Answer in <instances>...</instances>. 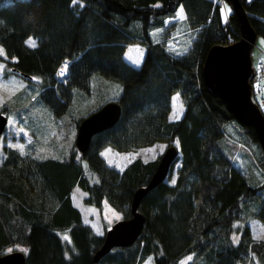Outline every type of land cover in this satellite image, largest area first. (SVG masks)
Masks as SVG:
<instances>
[{
  "label": "trees",
  "instance_id": "1",
  "mask_svg": "<svg viewBox=\"0 0 264 264\" xmlns=\"http://www.w3.org/2000/svg\"><path fill=\"white\" fill-rule=\"evenodd\" d=\"M239 1L264 39V0ZM178 3L192 36L184 51L172 53L149 29L162 25ZM224 5L218 0H0V57L10 71L38 78L33 96L27 104L13 103L14 111L42 103L59 114L73 88L89 95L93 74L119 82L116 96L109 98L119 104L115 121L94 131L77 155L74 133L60 157L41 154L26 142L30 150L2 145L0 253L18 246L24 264H138L147 254L152 264H177L183 257L180 264H239L245 257L264 264V238H253L245 221L253 217L264 224V152L253 128L238 122L202 79L208 46L239 35L236 17ZM128 43L142 46L136 63L124 56ZM131 51L129 58L139 53ZM61 60L67 68L63 82L55 73ZM3 108L9 111L8 104ZM226 121L239 127L237 141L224 133ZM173 139L177 154L165 176L138 201L144 216L139 233L93 261L105 227L96 231L83 219L71 189L79 187L88 204L99 208L104 200L127 216L132 190L146 181L163 149L152 158L140 152ZM241 144L254 155L245 164L236 149ZM237 152L240 162L233 158Z\"/></svg>",
  "mask_w": 264,
  "mask_h": 264
},
{
  "label": "rangeland",
  "instance_id": "2",
  "mask_svg": "<svg viewBox=\"0 0 264 264\" xmlns=\"http://www.w3.org/2000/svg\"><path fill=\"white\" fill-rule=\"evenodd\" d=\"M218 1L220 7L222 8V0ZM225 3L226 2L223 0V5ZM180 9H182V6L178 3L171 14L163 17L162 25L154 26L149 29L151 38L159 39L163 43L164 47L172 53H180L184 51L192 36V30L187 27L185 18L180 19L177 15ZM30 39L33 40L31 37H28L26 41L28 42ZM253 43L254 45L250 50V60L252 67L255 68V73L260 72V74L251 78V91L253 97L254 95L256 96L254 99L260 106V101L264 100V61H260L258 63L257 58L261 55L260 51H258L259 48H261L264 52V39L257 34L255 35ZM132 44L133 43L126 44L124 56L127 60L136 63L141 55L142 46L138 44L132 46ZM0 49H2L1 45ZM134 49L139 53L134 54L131 58H129V52ZM9 58L12 59L13 57ZM61 65L60 61L56 67L55 73L56 78L63 82L66 75L60 77L57 74ZM7 66L8 65L5 64L3 59L0 57V107H5V105L8 104L9 108L8 112L4 108V111L0 110L6 115L4 130L0 134V158L3 153L2 145L4 144L14 146L20 150L27 146V149L30 150V146L25 145L24 142L29 143L34 148H32L33 150L37 149L41 154L50 153L54 157H60V155L65 153L67 148L71 145V139L75 129L74 120L84 115L85 112L89 111L93 107L100 105L106 99L115 97L119 90V82L117 79L100 74H93L91 76V89L89 95L83 96L81 90L73 88L71 101L59 114L52 113L42 103L34 105L26 110L21 109V111L17 112L13 110V106H15L13 103L22 102L23 104H27L29 98H31L34 94L38 78L36 76H32L30 80H27L18 73L10 71ZM259 86L262 89L261 92L263 94L260 100L258 97ZM14 97L17 99H14ZM11 104L12 107H10ZM223 128L224 133L230 139L237 141L235 138L238 137V130L240 131V129L236 123L233 121H226ZM172 143L177 146L175 139L172 140ZM241 145L242 146H237L236 149H238L243 155L242 161L243 164H245L249 157L251 156L254 158V155L249 145ZM164 146L165 143L151 145L146 147L145 150L143 149V153L140 152V155L143 158H152L158 154ZM105 148L106 147L102 148L101 151L103 152ZM74 150L77 155L78 150L76 148H74ZM236 156H238V152L234 154L233 158L235 159ZM236 160L237 162H240L241 158L238 156L236 157ZM172 178L173 174L169 180H172ZM82 194V190L77 186H74L71 189V198L73 203L80 209L83 219L88 221L94 230L101 231L115 218L120 217L119 212L108 205L104 200L98 208L93 204L86 203L82 199ZM260 195L264 196V187L262 188ZM245 221L248 224L253 238H264V224L260 223L253 217H245ZM11 248L12 246H7L5 249L8 250ZM15 248H18V246H15ZM184 259L185 257L180 258L177 264L182 263ZM138 264H152L150 255H145ZM239 264L261 263L256 259L251 261L249 258L245 257V259L239 262Z\"/></svg>",
  "mask_w": 264,
  "mask_h": 264
},
{
  "label": "water",
  "instance_id": "3",
  "mask_svg": "<svg viewBox=\"0 0 264 264\" xmlns=\"http://www.w3.org/2000/svg\"><path fill=\"white\" fill-rule=\"evenodd\" d=\"M226 2L236 17L239 35L230 42L213 43L208 46L202 60V79L206 86L224 101L238 122L253 128L264 152V114L251 97L248 80L252 74L249 50L256 33L240 1L226 0ZM118 113L117 101L108 99L83 115L78 120L74 131L75 148L82 151L90 135L112 124ZM5 122L6 115L0 111V134L4 130ZM176 154L177 147L174 143H169L163 148L146 181L132 190L129 214L115 218L105 227L101 242L92 252L93 261L112 246L126 245L137 236L144 220L143 214L137 209L138 201L147 189L165 176L168 165ZM0 264H24L22 250L11 248L0 253Z\"/></svg>",
  "mask_w": 264,
  "mask_h": 264
},
{
  "label": "built area",
  "instance_id": "4",
  "mask_svg": "<svg viewBox=\"0 0 264 264\" xmlns=\"http://www.w3.org/2000/svg\"><path fill=\"white\" fill-rule=\"evenodd\" d=\"M258 51H260L261 55L257 58V61H258V63H259L260 61L263 62V61H264V52L262 51L261 48H259ZM61 64L63 65L62 67H63L64 69H62L61 71H58L57 74H58L60 77H61V76L63 77V76L66 74V72H65V62H64V60H61ZM257 74H260V72H256V73H255V68H254V70H253V72H252V78H253L255 75H257ZM258 89H259L258 91H260V86H259ZM258 97H259V100L262 98V96L260 95V93H259ZM258 106H259V105H258ZM259 108H260L261 110H264V100H261V101H260V106H259Z\"/></svg>",
  "mask_w": 264,
  "mask_h": 264
},
{
  "label": "snow or ice",
  "instance_id": "5",
  "mask_svg": "<svg viewBox=\"0 0 264 264\" xmlns=\"http://www.w3.org/2000/svg\"><path fill=\"white\" fill-rule=\"evenodd\" d=\"M75 2H76V0H73V3H75ZM177 15H178V17L180 19H184L183 9H180V11L177 13ZM27 43H29L30 46L35 47V41H33V40L30 39ZM3 54H4L3 53V50L0 49V55H3ZM150 151H154V150H150ZM172 182L175 183V180L173 179ZM65 239H67V237H65Z\"/></svg>",
  "mask_w": 264,
  "mask_h": 264
},
{
  "label": "bare ground",
  "instance_id": "6",
  "mask_svg": "<svg viewBox=\"0 0 264 264\" xmlns=\"http://www.w3.org/2000/svg\"><path fill=\"white\" fill-rule=\"evenodd\" d=\"M67 66H68V65H67ZM62 69H64V68H63L62 65H61L59 71H61Z\"/></svg>",
  "mask_w": 264,
  "mask_h": 264
}]
</instances>
